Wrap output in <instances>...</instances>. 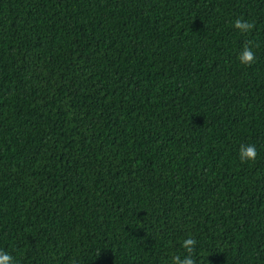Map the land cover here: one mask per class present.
Returning a JSON list of instances; mask_svg holds the SVG:
<instances>
[{
    "label": "trees",
    "instance_id": "trees-1",
    "mask_svg": "<svg viewBox=\"0 0 264 264\" xmlns=\"http://www.w3.org/2000/svg\"><path fill=\"white\" fill-rule=\"evenodd\" d=\"M189 236L264 264V0H0V250L171 264Z\"/></svg>",
    "mask_w": 264,
    "mask_h": 264
},
{
    "label": "clouds",
    "instance_id": "clouds-1",
    "mask_svg": "<svg viewBox=\"0 0 264 264\" xmlns=\"http://www.w3.org/2000/svg\"><path fill=\"white\" fill-rule=\"evenodd\" d=\"M233 27L242 35L250 34L255 28L256 24L253 21L238 18L234 20ZM259 45L253 41H246L240 50L237 59L245 67H252L257 62V55L255 49ZM239 158L241 163H255L258 158V151L254 144H241L239 147ZM197 240L191 236L183 239L182 248L186 255L183 258L180 255H173L171 257V264H197L194 258L197 247ZM100 251L97 252V255ZM0 264H16L15 258L4 250H0Z\"/></svg>",
    "mask_w": 264,
    "mask_h": 264
}]
</instances>
